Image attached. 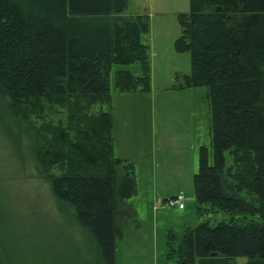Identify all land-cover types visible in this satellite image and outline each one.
<instances>
[{"label":"trees","instance_id":"16d2710c","mask_svg":"<svg viewBox=\"0 0 264 264\" xmlns=\"http://www.w3.org/2000/svg\"><path fill=\"white\" fill-rule=\"evenodd\" d=\"M188 1L174 49L189 53L190 72L174 88L204 86L210 104L196 212L227 218L170 231L167 259L264 264V0ZM125 9L126 0H0V109L28 137L59 208L90 234L94 264H115L117 218L132 214L125 201L137 192L134 163L114 151L113 67L141 69L115 70V92L150 90L147 15Z\"/></svg>","mask_w":264,"mask_h":264},{"label":"rangeland","instance_id":"374dc122","mask_svg":"<svg viewBox=\"0 0 264 264\" xmlns=\"http://www.w3.org/2000/svg\"><path fill=\"white\" fill-rule=\"evenodd\" d=\"M187 12L188 0H126V15H147L149 30L141 39L149 46L151 81L146 93H118L114 71L126 66H114L110 76L115 144L134 163L137 183L136 194L125 201L132 214L117 218L122 235L115 264H170V231L181 235L185 224L227 218L223 212H196L192 177L200 146L211 160L210 104L204 86L174 88L190 72L189 53L174 49L177 15ZM129 67L141 73L138 64ZM99 109L109 107L94 106ZM19 128L0 109V257L9 264H94L90 234L59 208ZM176 194L184 196L183 209L164 203ZM234 260L243 264L246 257Z\"/></svg>","mask_w":264,"mask_h":264},{"label":"built area","instance_id":"2783aa9c","mask_svg":"<svg viewBox=\"0 0 264 264\" xmlns=\"http://www.w3.org/2000/svg\"><path fill=\"white\" fill-rule=\"evenodd\" d=\"M185 199L184 196L181 194H176L164 202L165 205L171 206V207H177L178 209H183L185 207L184 203Z\"/></svg>","mask_w":264,"mask_h":264},{"label":"crops","instance_id":"0c3cea01","mask_svg":"<svg viewBox=\"0 0 264 264\" xmlns=\"http://www.w3.org/2000/svg\"><path fill=\"white\" fill-rule=\"evenodd\" d=\"M126 68L129 69L130 71H132L131 68H130L129 66H126ZM132 72H133V71H132ZM133 73H134V72H133ZM134 74H136V73H134ZM135 94H136V93H135ZM137 94H140V93H137ZM112 100H113V97H112ZM115 143H116V137H115V134H114V151H116L115 154H116V156H119V157H122V158L124 157V158H125L126 155H123L121 151H118V148H117V146H116ZM127 159H128V158H127ZM173 196H174V195H173ZM171 197H172V196H171Z\"/></svg>","mask_w":264,"mask_h":264}]
</instances>
